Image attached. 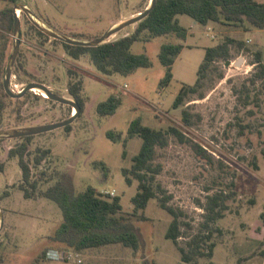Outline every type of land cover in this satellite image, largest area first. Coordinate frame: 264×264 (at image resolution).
I'll return each instance as SVG.
<instances>
[{
  "label": "rangeland",
  "instance_id": "374dc122",
  "mask_svg": "<svg viewBox=\"0 0 264 264\" xmlns=\"http://www.w3.org/2000/svg\"><path fill=\"white\" fill-rule=\"evenodd\" d=\"M150 1L17 2L26 3L46 26L73 38L92 40L114 23L142 12ZM17 2L0 0V10L14 7ZM19 10L21 46L12 69L11 89L16 93L30 82H40L55 93L77 100L69 87L80 82L84 102L69 130L60 127L32 135L26 156L31 180H38L39 189H46L64 172L73 176L77 191L89 185L101 192L115 190L127 215L134 207L131 198L138 189V180L129 185L122 169L131 166L143 141L139 136L125 141L131 122L140 117L143 124L154 128L175 126L184 138L169 133L168 143L156 147L153 164L161 169L154 186L159 183L162 191L158 195L170 196L168 204L182 212L180 245L189 251L188 242L194 235L212 232L211 239L202 246L208 251V243L214 242L215 247L212 257L197 256L196 261H184L177 245L166 237L173 216L159 206L157 198H152L145 209L147 219L132 217L144 238L138 252L121 243L79 251L67 249L52 240L63 219L58 204L44 196L27 198L20 189L22 170L18 157H11L9 151L23 141L22 137H4L0 138V159L5 162V169L0 172V209L4 215L0 264H33L43 251L48 253L50 249L78 252L81 261L51 260L46 254V259L37 264H264V81L256 76L259 66L254 64L257 50L262 51L264 62V29L246 31L215 21L203 25L189 15H178L188 28L187 39L169 33L136 41L132 51L147 53L152 64L128 75H109L96 68L89 53L80 58L70 56L63 41L40 33L27 14ZM136 26L137 23L124 28L108 41L134 32ZM225 36L246 44H231V63L216 60L200 91L188 96L179 108H173L182 83H195L206 47ZM15 39L14 29L9 31L0 25V128H22L69 118L73 107H77L52 100L41 90H29L20 98L6 93L3 81ZM180 41L185 46L173 65L174 78L162 87L166 67L159 58L161 45ZM110 94L121 97L122 103L115 113L101 115L97 105ZM184 109L191 114V124L183 118ZM110 130L121 133V138L113 140L108 136ZM45 151L48 152L44 154ZM40 155H44L43 159L37 163ZM221 192L230 195L226 200L228 207L223 217L209 221L206 227V216L210 214L208 198Z\"/></svg>",
  "mask_w": 264,
  "mask_h": 264
},
{
  "label": "trees",
  "instance_id": "16d2710c",
  "mask_svg": "<svg viewBox=\"0 0 264 264\" xmlns=\"http://www.w3.org/2000/svg\"><path fill=\"white\" fill-rule=\"evenodd\" d=\"M17 2L18 0H11ZM189 15L197 22L206 25L210 21L231 24L242 27L245 30L251 28L264 29V1L258 0H157L156 5L150 13L137 23L136 29L132 33L125 34L116 39L107 41L98 46H81L64 43L66 51L73 58H80L82 54L89 53L96 68L104 74H124L128 75L135 72L139 67H148L152 61L147 53H135L132 51V45L139 40H149L153 37L174 33L176 36L185 40L189 31L184 26L178 15ZM0 25L3 29L9 31L14 29L13 7H5L0 11ZM40 33H44L38 29ZM146 32V34H143ZM245 46V41L238 40L235 37L225 36L221 41L212 46H207L203 61L197 71L195 83H182L179 92L172 104L173 108H179L185 103V100L192 93H197L203 86V79L207 71L216 60L231 59V44ZM183 42H164L161 45L159 58L166 67V73L162 78L160 85H169L173 78V65L184 48ZM256 66H259L257 77L264 81V62L261 50L255 51ZM81 108L84 102L80 97L81 83L73 82L69 87ZM201 96H204L200 93ZM122 99L114 94H110L105 100L97 105V110L101 115L113 114L121 105ZM183 118L187 124H191V114L186 109L183 110ZM67 130L71 124L65 126ZM173 133L184 138V133L175 126L168 129L154 128L145 125L140 117L134 119L128 130V138L139 136L143 139L141 148L137 154L132 157L130 167H124L122 173L129 185L133 184L134 179L138 180V189L132 196L133 210L125 215L121 196L105 194L96 187L89 185L86 189L77 191L75 188L73 176L68 173L58 174V180L46 189H39V181L31 180V166L26 156L29 151V142L32 135L22 137L23 141L12 147L9 151L11 157L17 156L19 166L22 170L23 181L20 189L24 191L27 198H36L44 196L55 201L62 211L63 219L57 226L52 240L58 244L66 246L67 249L76 251L103 246L112 243H121L131 247L134 252H138L143 244L144 238L139 227L133 222V216H141L147 219L145 209L150 199L157 198L160 207L167 210L172 216V220L166 231V237L173 240L182 253V259L186 262L196 261L197 256H213L215 243H208V251L203 249L202 244L211 239L212 232H200L194 235L188 242L191 246L187 251L179 243L181 236L180 216L178 211L172 205L168 204L170 196H159L158 191H162L158 183L154 186L156 175L161 167L155 166L153 160L156 153V147L165 146L168 143V135ZM108 136L113 140L121 138V133L113 130L108 132ZM199 150L206 153L202 147ZM45 151L44 154H46ZM126 156V151L124 152ZM44 155L36 157L37 163H40ZM104 168L106 166L104 165ZM5 169V162L0 159V172ZM107 169V168H106ZM107 175V173H106ZM31 186V190L27 186ZM230 197L228 194L216 193L208 198V210L210 214L206 216L207 222L204 226L208 227V222L224 216V210L228 207L226 200ZM261 217L264 219V212ZM47 251H43L33 264L46 259ZM145 263L149 264L148 261ZM158 264V263H156Z\"/></svg>",
  "mask_w": 264,
  "mask_h": 264
},
{
  "label": "water",
  "instance_id": "95a60500",
  "mask_svg": "<svg viewBox=\"0 0 264 264\" xmlns=\"http://www.w3.org/2000/svg\"><path fill=\"white\" fill-rule=\"evenodd\" d=\"M157 0H151L150 4L142 11L139 12L137 15H134L126 20L120 21L114 25H112L110 28H108L101 36L92 39V40H84V39H77L73 38L71 36L62 34L48 26H46L43 22L40 21V19L37 18L34 11L27 6L24 2H17L15 3L13 7V14H14V33H15V45L14 49L10 55V58L7 63L6 67V75L3 81L5 91L8 95L14 98H20L23 97L27 91L39 89L42 92H45L48 97L52 100L58 101L63 104L76 106L77 107V113L80 111V105L77 100H73L71 98H68L64 95L58 94L53 92L46 84L40 83V82H30L28 83L21 91L14 92L11 89V78H12V69L13 65L16 61V58L18 56L20 46H21V36H22V24L21 20L19 18V15L17 13V9L23 10L29 19L44 33H47L48 35L59 39L65 43L72 44V45H81V46H98L108 41V39L113 35L118 33L119 31L123 30L124 28L136 24L142 19H144L150 11L154 8L156 5ZM231 63V60H227V65ZM76 114L71 115L69 118L59 121V122H53V123H47V124H41V125H35V126H28V127H22V128H12V129H1L0 128V138H21L26 137L30 135L40 134L43 132L52 131L54 129L65 127L69 124H71L74 119L76 118ZM3 212L0 209V230L3 225L4 220Z\"/></svg>",
  "mask_w": 264,
  "mask_h": 264
},
{
  "label": "built area",
  "instance_id": "2783aa9c",
  "mask_svg": "<svg viewBox=\"0 0 264 264\" xmlns=\"http://www.w3.org/2000/svg\"><path fill=\"white\" fill-rule=\"evenodd\" d=\"M127 86H128V84L125 83L124 87H127ZM103 192L105 194L115 195V190H104ZM78 256H79L78 252L71 251V250L50 249L47 253L48 259L57 260V261H70V260L75 261V260H77L80 262L81 259L78 258Z\"/></svg>",
  "mask_w": 264,
  "mask_h": 264
},
{
  "label": "bare ground",
  "instance_id": "6f19581e",
  "mask_svg": "<svg viewBox=\"0 0 264 264\" xmlns=\"http://www.w3.org/2000/svg\"><path fill=\"white\" fill-rule=\"evenodd\" d=\"M17 13H18V15H20L21 13H20V10L19 9H17ZM35 90H37V89H35ZM43 93V92H42ZM44 95H46V93L44 92L43 93ZM74 109H75V114L77 113V110H76V108L74 107ZM72 115H74V114H72Z\"/></svg>",
  "mask_w": 264,
  "mask_h": 264
},
{
  "label": "flooded vegetation",
  "instance_id": "af4514ba",
  "mask_svg": "<svg viewBox=\"0 0 264 264\" xmlns=\"http://www.w3.org/2000/svg\"><path fill=\"white\" fill-rule=\"evenodd\" d=\"M36 89V88H35ZM34 89V90H35ZM37 90H39V89H37ZM41 93H42V91H40ZM44 93V92H43ZM44 95V94H43ZM45 96H48L47 94L45 95ZM74 108V107H73ZM72 114H75V109L73 110V113Z\"/></svg>",
  "mask_w": 264,
  "mask_h": 264
},
{
  "label": "crops",
  "instance_id": "0c3cea01",
  "mask_svg": "<svg viewBox=\"0 0 264 264\" xmlns=\"http://www.w3.org/2000/svg\"><path fill=\"white\" fill-rule=\"evenodd\" d=\"M2 9H3V8H2ZM2 9H1V10H2ZM1 10H0V11H1ZM194 21H195V23H199V22H197L196 20H194ZM180 22H181V21H180ZM114 24H115V23H114ZM114 24H113V25H114ZM252 30H253V29H252ZM252 30L250 29V30H246V31H252Z\"/></svg>",
  "mask_w": 264,
  "mask_h": 264
}]
</instances>
